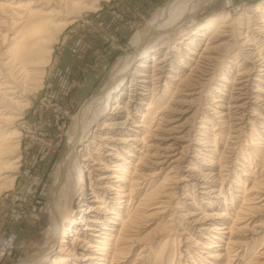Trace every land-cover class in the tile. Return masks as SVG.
Returning <instances> with one entry per match:
<instances>
[{"label":"rangeland","instance_id":"1","mask_svg":"<svg viewBox=\"0 0 264 264\" xmlns=\"http://www.w3.org/2000/svg\"><path fill=\"white\" fill-rule=\"evenodd\" d=\"M11 1L12 0H8L7 2ZM18 1L19 0H13V3ZM97 1H95L96 3L90 1L89 3H87V7L84 8H82L81 6L78 8L75 7L73 9L68 8L67 18H64L62 16H56L52 18V20L49 22L51 37L50 35L49 37H47L48 46H45L43 43H41L42 46L40 44L37 46L38 48H42L45 46L47 47V49H49V52L47 50V58L43 56V59H41L42 67L34 70V72L32 71L31 79L30 77L26 78L23 72L19 74L22 68L19 67V61H17L15 59L16 57L13 56L15 52V49L11 47L13 45V40H6L7 44H5L4 48L2 47V50H0V62L9 61L11 60V58H13V61L11 60V63L8 64L9 66L7 65V69L3 67L2 72H4L5 70L7 72L9 68H11L15 72V77L18 85L20 84L19 88H22L23 90V92L19 89H17L16 91V93L19 92L20 97L18 100H20V102H17V104L10 106V108L7 107L3 111L4 113L5 111H7V115H12L11 118L15 120L10 119L9 122L5 121L1 125V128H7V133H10L12 131L15 132V135L18 134L17 137L13 140L15 141V143H13L15 148L13 147L11 151L12 154L9 156L10 161L14 159H18V161L13 163L11 165V168H8L11 169V171L7 172V179L4 178L0 181L2 183L1 185H3L4 187V189L2 187V191H0V264H31L30 262L32 261V257H36L39 255L41 250L45 247L46 237L50 234L49 232L51 231L53 217L51 214L50 205L52 197H54V195H58L55 196L54 202L57 199H60V202H62L67 192L68 196L70 198L72 197L69 208V219L66 223L78 219V217L82 213V209L84 208V203H86L85 200L92 199V197L90 198L91 186L89 184V177L86 168L80 167L82 170V178L79 180L76 179V176V178L73 176L74 172L72 171V169L69 170L68 173L72 171L73 175L72 172L70 174H67L66 172V175H71V178L70 176H68V183L66 184V187H64V183L66 182L65 178L59 180V185L56 184L57 188H55L54 186L55 180L57 179L60 168L63 166L64 160L67 157L66 155L69 153L72 142L76 139L77 133L80 128L83 127V118L88 117V119L85 118L87 121L91 120L89 118H94L96 105L100 103L97 99V96H99L101 92H103L104 87L107 86L111 75L115 71L114 69L116 67V64H118V62L122 60V57L124 59L126 56L129 57V55L133 54L145 39H153L157 37L162 38L160 39V41L157 40L156 42L154 41V43L152 42L153 44H151L152 46H150V49L147 52V54L149 55V64L152 63L150 57L151 54L155 52V50L161 55L169 52V56L172 58V62L174 63L177 70L178 68L180 69V64L185 58V55L193 58V60H187L189 63H187L188 66H186V68H181L183 75L187 74L188 82L186 84L184 83V81L180 82V84L178 85L179 87L177 98H182L184 100L185 97H181V95L187 92L181 90L184 87L186 89L197 87L195 88V90L198 92V94L190 96L192 99L190 97H187V99H185L187 101L184 102L187 103L184 104V106H181V112L170 113V115L173 116V119L172 123H170L169 126H174L179 123L183 124V128L186 129H184L182 133L186 134L185 130H189V136H186V140L183 139L181 144H189V142H195L196 148L199 149V153L196 151L194 156L195 158L192 159L193 165L191 166H193V169L195 168V170L192 169L193 171L191 170V174L193 176L194 173V179L192 178L190 181H185L181 184H173L176 185V189H174L177 192L175 194L176 196L174 195L175 198H172L173 200H170L171 203H167V208H163L165 209L164 212H161L164 216V220L167 219V221H169L168 226L164 225V220L162 221L160 218H157L158 216L156 218L153 217L147 223L141 224V227L138 231L139 235L136 238L139 242L138 244H135L133 246L134 249L132 248V252H128V254H125L122 259V264H218V262H215L212 260V258L208 257V253H206L208 249L204 247L206 246V243L213 241L217 242L213 243V245L219 244V246L217 248L213 247L211 248V250L219 249L220 251H222V249L226 246L225 242L229 235H226L225 233L223 241L221 242L215 238H212V235L210 236L208 235V233L204 232V228H207L210 224L217 221L209 218L208 216L210 213L214 212L220 213V215L222 214L220 218L221 220L217 221L218 223H230L234 220L236 224L234 226V236L232 237L236 236V240L244 242V244L242 242V246L240 245V248H238L237 250L234 249L232 251L231 254L234 257H232L234 260L233 264H248L249 262L255 263L254 261L258 260L264 261V254H262L264 253L263 206H260L259 209H254V211H250V214H239V216H243V218H237V214L235 215V211H237L238 208H240V206H243V204L245 203V196L247 195L246 197H248V195L257 193L255 191L250 192L248 187L252 186L255 179L261 177L259 176L261 173V175H264V171H262V169L264 170V143L261 141V139L256 140L258 134L261 135V138H264V79L261 82L254 81V75L258 73L257 69L261 68V64H264V51H262L264 50V28L259 27L261 25V23L259 22L261 19L258 17L259 12L254 15V12L252 11L255 6L260 4L263 0H210L208 1V3H206L205 6L197 9L195 12L187 16L184 15L186 13V10H189L192 5L195 6L202 0ZM263 8L264 6L261 5L259 9L264 10ZM226 15H229L228 17L231 19V23H233L229 24V26L227 27L225 26L217 29L225 30L226 34L228 35L222 36L221 38V41H227V52L225 50V46L221 47L222 49L220 48V51L216 50V52H211V56H213L214 60L207 59L206 62V56H203L206 55V53H202V48L204 47L206 41L210 37H212L211 35H214L218 30L216 29V31L214 30L212 32L206 33L203 37H197L196 35H193L192 31L200 28L210 21H214L216 19L221 21L222 18H224ZM177 16L178 19L180 18V20L176 23L175 19L177 18ZM69 21L71 22L69 23ZM172 21L176 23V25H170L171 23H173ZM7 23L9 24L7 25V29L10 28L11 32L18 29L17 25H14L15 28L11 25L13 27L12 29V27L10 26V20H8ZM219 24L220 23L217 22L216 26H218ZM254 27H258L259 29ZM233 30L235 31V33H233ZM237 35H239L241 38ZM245 35H247L248 37H245ZM12 36L13 35H11L10 37ZM146 36L148 38H146ZM252 37L255 39V41H253L254 39ZM190 38H194L192 44L193 46L191 45L189 46V48L192 47L191 50L194 49L193 51H195V55H191L188 52L189 50H184V47L189 49L184 43H186L185 41L189 40ZM239 38L241 39V41L243 39V41L241 42ZM245 38L248 39L246 40ZM233 41L236 42V44L231 45ZM217 43L218 41L213 42V44ZM261 44L262 46H260ZM229 45L231 46L229 47ZM173 47L176 50H171ZM10 48L13 51L10 50ZM40 50L41 52L39 53L43 55L45 52H43L42 49ZM238 52H241L242 55ZM199 53L202 59L198 55ZM223 53H226L229 56H227L226 54L224 55ZM259 53L263 56L261 55L260 57ZM238 54L239 56H237ZM240 55L242 56V58L244 56V58L242 59ZM232 57L235 58L233 62H231ZM218 58L220 59L218 60ZM215 59L219 62L215 61ZM138 60L139 58L134 59L130 67L136 65L138 63ZM201 60L204 63H202ZM208 63L209 65H207ZM197 64H199V66ZM214 65L215 68H213ZM226 66L229 70L226 68ZM204 67H206L207 70ZM196 70L198 73H196ZM240 70L242 72H239ZM191 71L194 73H192ZM236 71L237 73H239L237 74ZM245 72L249 74L252 72L249 80H245V77H243ZM129 73L123 79L125 89H123L124 95L122 101L124 103L128 100L127 98H129L127 95L128 91L126 89V86H128L129 84ZM189 73L191 74L189 75ZM221 73L228 76L230 78L229 80H231L230 82L228 81L230 84H227L226 90L224 89V87H220V85L223 83L221 79V75L223 74ZM191 75L194 77H192ZM211 75L214 78H212ZM193 78L194 80L192 81L191 79ZM234 81H236V83ZM188 83H192V85ZM198 83H200V85ZM189 85H191L192 87ZM197 85H199L200 87ZM230 86L234 88H231ZM241 86L242 89L239 93L238 87ZM215 87H218L220 89V91L218 90L219 93L213 89ZM179 89L181 90V92ZM221 92H223L222 95L220 94ZM241 92L243 95H240ZM221 97L223 98L221 99ZM215 98L218 99L219 102ZM237 98L239 99L237 101L240 103L246 102L247 107L243 109V112H240V110H238L234 106V101ZM111 106L112 104H108L105 111L98 116L97 119L100 118L99 124L100 121L104 118V113L110 111ZM146 107L147 105L144 104L141 109H145ZM0 109L2 110L3 107H0ZM255 112L258 114H256ZM237 113L239 114V116H237ZM242 113L244 114V116L242 115ZM156 115V113L153 114L155 118L157 117ZM168 115L169 113L166 117L167 120L169 119ZM150 116L152 115L150 114ZM202 116L207 117V120L203 118L200 121ZM241 116L243 118H246L247 116V122H243ZM225 118L227 120H225ZM138 120H140V118H138ZM185 120L187 121L185 122ZM203 120L205 122H202ZM162 123L166 125V122ZM200 125H203L204 127H201ZM240 125L242 126V128ZM92 127L93 123L90 124L89 131H91ZM228 127L229 129H227ZM238 127L241 129L239 130ZM209 128L211 129V131ZM220 128L224 129L221 130ZM216 131H218V133ZM239 135H241V137ZM213 136L216 137L215 143L217 144L214 148V150H216V154L215 159L212 163V153L208 151L212 147L208 142L211 140L210 143L212 144V139H214ZM234 136L238 137L236 138ZM88 138L89 137L87 136L86 139ZM86 139L85 141H83V143L86 142ZM235 140L237 141L235 142ZM256 142L257 144H260V146H256ZM79 147V143H75L74 151H78V158L80 159L83 158L86 154L82 149L78 150ZM260 147L262 148V153L258 151ZM218 156H220L219 161ZM5 159L3 161H6ZM134 161L135 160H133V163ZM215 161H217L218 164H216ZM166 166L167 164L162 165V167ZM108 167V169H110L111 165ZM157 170H159V166L158 168L155 167V171ZM166 171L167 170L157 175V177L155 178V183H158L162 180ZM178 171H182L183 174H185L184 169ZM260 171L262 172L260 173ZM202 172L204 174H202ZM249 173L251 175H249ZM196 175L200 178V181L196 179ZM211 176L213 177L210 178ZM205 177L208 179L206 180ZM213 178H217L216 180H219L216 181ZM4 180L9 181V183L5 182ZM143 181L145 182V180L141 179L139 184L142 193L145 190L149 189L150 186V184H144ZM201 182L204 184H202ZM220 182L221 184H219ZM6 183L10 188H5L7 187V185H5ZM194 183L196 185L195 188L192 187V184ZM54 188L55 190L57 189L56 193ZM262 190V192L256 195V197L258 198L252 200L254 201V203L252 204L263 205L262 203H264V200H262L261 202L259 201V199L264 197V188H262ZM182 192L183 194L185 192V194L183 195ZM201 192H206L207 194L209 193L208 195H205V197L207 198H203ZM187 194L188 197H185L187 196ZM213 195L215 197H212ZM140 197L141 196H139V198ZM210 199L214 201L217 200V205H208V201L206 200ZM257 201H259L260 203H255ZM186 211L189 212V215ZM171 214L173 215V217L171 216ZM176 214L181 218H179ZM182 214H185V216H183ZM194 220L198 222L196 223V221ZM239 220L242 221L240 222V224L237 223ZM237 224L239 226L244 225L248 229L242 230L240 228L239 231H237ZM258 224L261 228L258 227ZM115 226L117 228L119 227V225ZM244 226L243 228H245ZM252 228L253 231L257 229L255 231L256 233L252 231ZM250 230L253 233H250ZM188 239L192 241H189ZM165 240H167V243L166 245H164L162 250H160V246ZM201 245H204L203 248ZM158 253L161 255L159 256L160 259H156V255H158ZM51 258V256L44 257L40 264H49L51 262Z\"/></svg>","mask_w":264,"mask_h":264},{"label":"bare ground","instance_id":"2","mask_svg":"<svg viewBox=\"0 0 264 264\" xmlns=\"http://www.w3.org/2000/svg\"><path fill=\"white\" fill-rule=\"evenodd\" d=\"M7 1L8 0H0V46H1L0 50H2V47L4 48L5 44H7L6 40H13V45L11 46L15 49L13 56L16 57V58L15 57L14 58L17 61H19V67L22 68L21 71L19 70L20 71L19 74H21V72H23L24 75L26 76V78L30 77V79H31L32 78V71L34 72V70H37V69H39V67H42V65H41L42 60L41 59H43V56H45V58H47V55H48L47 50L49 52V49H47V47H45V46L48 44L47 43L48 42L47 37H49V35L51 37L50 30H49V28H50L49 22L52 20V18L56 17V16H62L64 18H67L68 8L73 9L75 7L78 8L80 6L82 8H84V7H87V3H89L90 1L95 2L97 0H26V1L19 0L18 2H15V3H13V0L11 2H7ZM208 1H210V0H202L197 5H195V6L192 5V7L189 8V10H186V13L184 15L185 16L190 15L191 13L195 12L197 9H200L203 6H205L206 3H208ZM261 5L264 6V0L260 4L255 6V8L252 11L254 12L253 13L254 15L259 12L258 17L261 19L259 21L261 23V25L260 26L258 25V26L260 28H264V10L259 9L261 7ZM228 16L229 15H226L224 18H222L221 21L218 19H216L214 21H210L207 24L201 26L200 28H197L194 31H192V34L196 35L197 37L198 36L203 37V36H205L206 33L212 32L214 30L216 31L217 28H222L225 26L227 27V26H229V24L233 23V22L231 23V21H230L231 19ZM256 18H257V16H256ZM8 20H10V26L12 25L15 28L14 25H17L18 29L16 31L13 30V32H11L10 28L7 29V25H9L7 23ZM11 20H12V22H11ZM175 20L177 23L180 20V18L178 19V16H177V18ZM70 22L71 21H69V23ZM217 22L220 23L218 26H216ZM176 23L173 22L170 25H172V24L176 25ZM168 25H169V23H168ZM13 27H12V29H13ZM254 28H258V27H254ZM233 33H235L234 30H233ZM250 33H252V32H250ZM11 35H13V36L10 37ZM226 35L227 34H226L225 30L219 29L218 31H216V33L214 35H211L212 37H210L206 41V43L204 44V47L202 48V51H203L202 53H204V52L206 53V55L202 54L203 56H206V59H205L206 62H207V59H210V60L213 59V56H211L212 55L211 52H213V51L216 52V50H219L221 47H224V46H225V50H226L227 41H221L222 36H226ZM247 35H245V37H248ZM237 36H239V35H237ZM262 36H263V34H262ZM146 38H148V37L146 36ZM161 38L162 37H159V38L157 37V38H153V39L152 38L145 39L133 54L129 55V57L126 56L127 58L125 57L124 59L122 57V60H120L118 62V64H116V67L114 69L115 71L111 75V78H110L107 86H105L106 88L104 87L103 92H101V94L99 96H97V99L100 103L99 104L97 103L98 105H96L95 113L93 112L94 118H89V119H91L90 121L86 120V119H88V117H85L86 119L83 118V120H82V121H84L83 127L80 128V130L77 133L76 139L74 138L75 140L72 142V146L69 150V153L66 155L67 157L64 160L63 166L60 168V171L58 173L57 179L55 180L54 186H55V188H57L56 186L59 185V183H58L59 180H61L62 178H65L66 182L64 183V187H66V184L68 183L67 182L68 176H70V178H71V175H66V172H67V174H70L73 171L74 175H73V172H72V175L74 177L76 176L77 178L76 177L75 178L78 180L81 179L82 178L81 168H86V171L88 172V177H89V184L91 186L90 198L92 197V199H86L85 200L86 203H84V208L82 209V213L80 214L78 219H76L74 221L72 220L71 222L66 223L67 220L69 219L68 218L69 217V211H70L69 208H70V201H71L72 197L70 198L68 196V194H67L68 192L65 194L64 198L62 196V198H63L62 202H60V199H57L54 202L55 196H58L57 194L54 195V197H52L51 205H50L51 206V214L53 217V219H52L53 222L51 224V231L49 232L50 234L47 235V237H46L45 247L41 250V252L39 253L38 256L32 257V259H31L32 261L30 262L31 264H40V262L46 256L52 257L51 262L49 264H122V262H123L122 259L125 256V254H128V252H132L133 246L135 244H138V242H139V241H137L138 239H136V238L139 235L138 231H139V228L141 227V224L147 223V222H149L150 219H152L153 217L156 218L157 216H158L157 218H160L162 221L164 220V216L161 212H164L165 209H163V208L168 207L167 203H171L170 200H173L172 198H175V196H176L175 194L177 193L176 190H174V189H176L175 188L176 185H173V184H181L182 182L190 181L193 178L194 173H193V176L191 174V170L193 169V166H191V165H193L192 159L195 158L194 157L195 153H196V151L198 152L199 149L196 148L195 142L194 143L189 142V144H181L182 140L185 139L186 136H189L188 135L189 130H185L186 134L182 133L183 130L186 129V128H183V126H184L183 124L179 123V124L174 125V126H169L170 123H172V119H173V116H171L170 113L181 112L182 111L181 106H184V104L187 103V102L186 103L184 102V101H187L185 99H187V97L193 96L194 94H198V92L195 90V88H197V87L193 86L194 88H188V89H186L184 87L181 90H184L187 92H185L184 94L181 93L183 95L180 94L181 97H185L184 100L182 98H180V99L177 98L178 97V87H179L178 85L180 84V82L184 81L185 84L188 82L187 74L183 75L181 68H186V66H188L187 63H189L187 60H193V58L185 55V58L182 60V63L180 64V69L178 68V70H179L178 71L176 69L174 63L172 62V58L169 56V52H166L163 55H161V54H159V52H157L155 50V52H153L151 54V57H150L152 60V63L149 64V55L147 54V52L149 51L150 46H152L151 44H153L154 41L155 42L157 40L160 41ZM194 38H196V37H194ZM194 38H190L189 40L185 41L186 43H184V44H186L187 47L189 48V46H191L193 44ZM235 38H236V36H235ZM256 39H258V38H256ZM217 41H218L217 44H213V42H217ZM240 41H241V39H240ZM242 41H243V39H242ZM253 41H255V39ZM257 41H259V40H257ZM41 43H43L45 46L42 48H40V47L38 48L37 46L39 44L41 45ZM234 44H236V42L233 41V43L231 45H234ZM10 45H11V41H10ZM231 45H229V47ZM260 46H262V44ZM255 47H256V45H255ZM184 48H185L184 50H189L188 52L191 55H195V51H193L194 49L191 50L192 47L189 49H187L186 47H184ZM40 49H42V51L45 52L44 54L42 52L43 55H41L39 53V52H41ZM174 49L175 48L173 47L171 50H174ZM243 49H244V47H243ZM8 50H9V48H8ZM10 50H12V49L10 48ZM260 50H259V52H260ZM262 51H264V50H262ZM226 52H227V50H226ZM257 52H258V49H257ZM4 53H5V51H4ZM238 53L241 54V52H238ZM252 53H253V50H252ZM235 54H236V52H235ZM239 54L237 56H239ZM173 55H174V53H173ZM198 55L200 56V53ZM261 55L262 54H260V57H261ZM227 56H229V55H227ZM234 57L231 58V62H233L235 60ZM251 57H253V56H251ZM257 57H259V56H257ZM136 58H139L138 63L136 65H134L133 67H130L131 63ZM200 58H201V56H200ZM241 58H242V56H241ZM243 58H244V56H243ZM263 58H264V56H263ZM203 59H204V57H203ZM216 59H215V61H217ZM219 59L220 58H218V60ZM225 59H227V58H225ZM11 60L13 61V58H11ZM11 60L0 62V107H3L2 110L0 109V181L8 176L7 172L11 171V169H8V168H11V165L13 163H15L16 161H18V159H14V160H11L12 161L11 162L10 158H9V156L12 154L11 151H12L13 147L15 148V146L13 144V143H15V141H13V140L17 137L18 134L15 135V132H12V131L11 132L9 131L10 133H7L6 132L7 128H1V125L3 122H5V121L9 122L10 119L15 120V119L11 118L12 115H10V116H8L9 114L7 115V111H5V113L3 111L7 107L10 108V106L17 104V102H20V100H18L20 97L19 92L16 93V91H17V89L22 90V88L21 89L19 88L20 84L18 85V83L16 81V77H15V72L11 68H9V70L7 72L5 69H4L5 71L2 72L3 67H5L7 69V65L9 63H11ZM196 61H197V59H196ZM228 61H230V60H228ZM201 62L204 63L202 60H201ZM210 62H212V61H210ZM217 62H219V61H217ZM250 62H251V60H250ZM197 65L199 66V64H197ZM200 65H202V64H200ZM207 65H209V63ZM215 65L213 68H215ZM192 66H190V67H192ZM218 66H219V64H218ZM227 66H226V68H227ZM255 66H256V64H255ZM201 67H203V66H201ZM206 67H204V68L206 69ZM229 67H231V66H229ZM260 67L261 68L257 69L258 73H256L254 75L255 76L254 81H260L261 82L264 79V68H263L264 64H261ZM26 68H29V69H26ZM30 68H32V69H30ZM221 68H223V67H221ZM239 68H240V66H239ZM189 69H191V68H189ZM230 69H232V68H230ZM129 70H130V73H129ZM193 70H194V68H193ZM239 72H242V71L240 70ZM36 73H37V71H36ZM128 73L130 74V78H129V84H128V86H126L127 87L126 89L128 91L127 95L129 98H127L128 100L124 103L122 101V98L124 95L123 89H125V86L123 84V79ZM192 73H194V72H192ZM196 73H198L197 70H196ZM200 73H202V72H200ZM236 73H237V71H236ZM190 74L191 73H189V75ZM213 74H214V72H213ZM221 74H223V73H221ZM251 74H252V72L250 74L245 72L243 77H245V80H249V77ZM204 75H206V74H204ZM239 75H242V74H239ZM194 76H195V74H194ZM194 76H192V77H194ZM230 76H232V75H230ZM211 77L214 78L212 75H211ZM233 77H235V76H233ZM221 79H222L223 83L220 85V87H224V89L226 90L227 84L231 80H229L230 78L228 76H226L225 74L221 75ZM191 80L193 81L194 78ZM234 82L236 83V81H234ZM188 84L192 85V83H188ZM198 84L200 85V83H198ZM191 85H189V86H191ZM199 85H197V86H199ZM207 85H208V83H207ZM205 86H206V84H205ZM230 87L234 88L232 86H230ZM258 87H259V85H258ZM213 89L216 90L218 93L220 91V89L218 87H215ZM241 89H242V86L238 87L239 93H240ZM181 90H180V92H181ZM190 90H193V91H190ZM235 90H237V89H235ZM22 92H23V90H22ZM234 92H236V91H234ZM245 92H246V89H245ZM222 93L223 92H221L220 94L222 95ZM240 95H243L242 92ZM211 96H213V95H211ZM250 96H251V94H250ZM201 97H202V95H201ZM222 98L223 97H221V99ZM238 98L234 101V106L238 110H240V112H243L244 111L243 109L247 107L246 102L240 103L237 101V100H239ZM244 98H245V96H244ZM196 99H198V98H196ZM259 99H261V98H259ZM216 100L218 101V99H216ZM219 100H220V98H219ZM242 100H243V98H242ZM263 100H264V98H263ZM108 104H112L110 111L104 113V118L100 121V124H99L100 118L99 119H97V118L100 114H102L105 111L106 106ZM144 104L147 105V107L145 109H141L142 106H144ZM218 105H220V104H218ZM228 105H229V103H228ZM230 105H231V103H230ZM254 109H256V108H254ZM254 111H256V110H254ZM155 113L157 114L156 118H155V116H153V114H155ZM168 113H169V115H168L169 119L167 120L166 117H167ZM194 113H196V112H194ZM106 114H108V115H106ZM150 114L152 116H150ZM203 114H204V112H203ZM233 114H235V113H233ZM256 114H258V113H256ZM210 115H212V114H210ZM242 115L244 116L243 113H242ZM237 116H239V114ZM215 117H212V118H215ZM13 118H14V116H13ZM138 118H140V120H138ZM203 118H205L207 120V117L202 116L200 121ZM247 118H248L247 116H246V118L242 117L243 122H245L247 120ZM255 118H256V116H255ZM234 119H235V117H234ZM218 120H220V119H218ZM225 120H227V119L225 118ZM186 121L187 120H185V122ZM253 121H252V123H253ZM162 122H166V125H164ZM202 122H205V121L203 120ZM91 123H93L94 128L92 127L91 131H89V129H90L89 126ZM10 124H11V121H10ZM228 124H229V122H228ZM205 125H207V124H205ZM200 126L204 127L203 125H200ZM234 126H236V125H234ZM195 127H197V126H195ZM241 128H242V126H241ZM241 128H239V130ZM223 129H221V130H223ZM227 129H229V127ZM263 129H264V126H263ZM231 130H233V129H231ZM210 131H211V129H210ZM234 131H235V129H234ZM251 131H253V130H251ZM216 132L218 133V131H216ZM222 133H225V132H222ZM239 133H240V131H239ZM199 134H200V131H199ZM87 136L89 137L88 139H86ZM224 136H227V135H224ZM239 136L241 137V135H239ZM257 136L258 137L256 138V140L261 139V141L264 143V138H261L260 134H258ZM234 137H236V136H234ZM213 138L214 139H212V141H213L212 144L210 143L211 140L208 142L210 144V146L212 147L211 149L208 150L210 153H212V155H211V162L212 163L215 159V154H216L215 151L216 150H214V148H215V145L217 144V143H215L216 137L213 136ZM85 139H86V142L83 143V141H85ZM190 140H192V139H190ZM236 141L237 140H235V142ZM75 143H79V145H80L78 150L82 149L85 152L86 155L83 158L79 159L78 158L79 157L78 151H76V152L74 151ZM200 144H201V142H200ZM205 144H207V143H205ZM250 146H252V145H250ZM256 146H260V144H257V142H256ZM256 146H253V147H256ZM260 148L258 149V151L260 153H262L263 152L262 148L261 149ZM240 152H241V150H240ZM220 156H221V154H220ZM220 156H218V161H219ZM5 158H7V159H5ZM216 158H217V155H216ZM4 159L6 161H3ZM133 160H135L134 163H133ZM203 162H202V164H203ZM215 162H216V164H218L217 161H215ZM163 164H167V166L162 167ZM183 164H184V166H183ZM202 164H200V165H202ZM110 165H111V168L108 169L109 168L108 166H110ZM158 166H159V170L155 171V167L158 168ZM221 166H224V165H221ZM71 169H72V171L70 173H68V171ZM181 169L182 170L184 169L185 174H183L182 171H178ZM12 170H13V167H12ZM165 170H167V171L164 173L162 180L158 183H155V180H156L155 178L157 177V175L159 173L165 171ZM193 170H195V168ZM262 171H264V170L262 169ZM262 171H260V173ZM180 172H182V173H180ZM202 174H204V173L202 172ZM261 174L259 175L261 177H259L258 179H255L252 186L250 185L251 187H248L250 192L255 191L257 193L251 194L254 196H251V195H248V197H246L247 195L245 196V199H244L245 203L243 204V206H240V208H238L237 211H235V215L237 214L236 215L237 218H240V217L243 218V216H239V214H241V215L242 214L243 215L250 214L251 213L250 211H252V210L254 211V209H259L260 206H263V210H264V203H262L263 205L252 204V203H254V201H252V200H255L256 198H258V197H256V195L258 193L262 192L263 191L262 188H264V175H261ZM249 175H251V174L249 173ZM196 177H195L196 179H198V180L200 179L197 175H196ZM212 177L213 176H211L210 178H212ZM208 178H209V176H208ZM208 178H206V180ZM141 179L145 180V182L143 181L144 184H148V185L150 184L149 189L145 190L143 193H142L140 186H139ZM213 179L216 180L217 178L216 179L213 178ZM206 180H205V182H206ZM218 180H216V181H218ZM216 181H214V182H216ZM5 182L9 183V181H5ZM222 182H223V179H222ZM251 183H252V181H251ZM1 184L2 183L0 182V191H2V187H3V185H1ZM202 184H204V183H202ZM219 184H221V182ZM5 185H7V187H5V188H10V187H8L9 185L7 183ZM76 185H77V183H76ZM192 185H193L192 187L195 188V186H196L195 183ZM209 186H211V185H209ZM198 187H199V185H198ZM55 188H54V190H55ZM200 188H202V187H200ZM3 189H4V187H3ZM56 190H55V193L57 192ZM67 190H68V188H67ZM215 190H214V192H215ZM193 191H194V189H193ZM207 191H208V189H207ZM53 193H54V191H53ZM201 193H202L203 198H207V197H205V195L209 194V193L207 194L206 192H201ZM182 194H183V192H182ZM184 194H185V192H184ZM220 194H221V192H220ZM139 196H141V197L139 198ZM185 197H188V194ZM212 197H215V196L213 195ZM262 200H264V197L259 199L260 202ZM206 201H208L207 202L208 205H212V204L217 205V202H216L217 200L214 201V200L210 199V200H206ZM259 201L255 202V203L259 204L260 203ZM186 212H184V213H186ZM187 213L189 215V212H187ZM190 214H191V212H190ZM182 215L185 216V214H182ZM221 215H220V213L214 212V213H210L208 216H209V218L220 221ZM171 216L173 217L172 214H171ZM177 216L179 217V215H177ZM179 218H181V217H179ZM240 220H242V219H240ZM240 220L237 222L238 224H240V222H242ZM194 221H196V220H194ZM217 221L210 224L211 226L209 225L207 228H204V232L208 233V235H210V236L212 235L211 236L212 238H215L221 242L223 241L225 233H226V235L228 234L229 235L228 238L227 239L225 238L226 239V242H225L226 246L222 249V251H220L219 249L211 250V248H213V247L217 248L219 246V244L213 245V243H217V242L211 241V242L206 243V246L204 248L208 249L206 251V253H208L207 254L208 257L212 258L213 261L218 262V264H233V262H234L233 258L234 257L231 253L234 249L237 250L238 248H240L242 246V242H243V241L236 240V238H235L236 236L232 237V236H234V231H235L234 226H235L236 222L233 220V221H231L232 223L231 222L230 223H227V222L218 223ZM163 222H164L163 223L164 225L168 226L169 221H167V219L164 220ZM184 222H186V221H184ZM197 222L198 221H196V223ZM227 224H230V225H227ZM115 225H119V227L117 228ZM243 226L244 225H242V226L238 225L237 231H239L240 228L242 230L248 229V228H246V226H244L245 228H243ZM258 227L261 228L260 225ZM177 228H179V227H177ZM253 228H252V231H253ZM259 228H258V230H259ZM181 229H183V228H181ZM188 229H189V227H188ZM255 231H253V232H255ZM253 232H251V230H250V233H253ZM235 234H237V233H235ZM52 236H54V237H52ZM189 241H192V240H189ZM166 243H167V240H165L163 242V244L160 246V250H162V248L164 247V245H166ZM243 244H244V242H243ZM203 246H202V248H203ZM262 252H263V250H262ZM160 254H161V251H160ZM160 254L158 253V255H156V259H160L159 258V256H161ZM262 254H264V253H262ZM152 262H154V261H152ZM254 262L255 263L249 262L248 264H264V261L258 260V261H254ZM27 264H29V263H27Z\"/></svg>","mask_w":264,"mask_h":264}]
</instances>
